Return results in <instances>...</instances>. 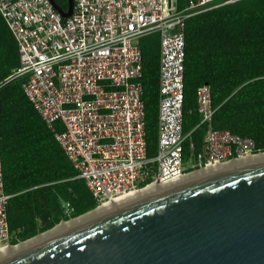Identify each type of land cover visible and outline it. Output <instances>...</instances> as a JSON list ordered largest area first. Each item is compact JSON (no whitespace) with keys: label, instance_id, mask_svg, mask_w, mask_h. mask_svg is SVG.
I'll return each mask as SVG.
<instances>
[{"label":"built area","instance_id":"obj_1","mask_svg":"<svg viewBox=\"0 0 264 264\" xmlns=\"http://www.w3.org/2000/svg\"><path fill=\"white\" fill-rule=\"evenodd\" d=\"M238 0H74L63 16L52 0H0L20 62L0 89L20 79L22 88L99 204L201 169L263 153L254 139L213 125L211 87L197 91L200 149L185 155V21ZM160 37L158 144L148 154L141 38ZM62 128L58 129V124ZM199 123V124H200ZM191 151L195 142L189 143ZM197 167V168H196ZM0 148V252L12 242Z\"/></svg>","mask_w":264,"mask_h":264},{"label":"trees","instance_id":"obj_2","mask_svg":"<svg viewBox=\"0 0 264 264\" xmlns=\"http://www.w3.org/2000/svg\"><path fill=\"white\" fill-rule=\"evenodd\" d=\"M66 10L69 0H54ZM187 0H179L183 6ZM185 155L203 142L206 125L197 91L211 87L213 125L247 136L264 150V0H238L191 15L185 21ZM143 99L149 155L157 152L160 37L141 38ZM17 40L0 12V80L19 65ZM200 123V124H199ZM58 129L62 126L59 123ZM195 142L193 151L189 143ZM0 148L12 242L84 213L99 201L51 129L15 79L0 89ZM190 167L187 170H193ZM197 168V167H196Z\"/></svg>","mask_w":264,"mask_h":264},{"label":"water","instance_id":"obj_3","mask_svg":"<svg viewBox=\"0 0 264 264\" xmlns=\"http://www.w3.org/2000/svg\"><path fill=\"white\" fill-rule=\"evenodd\" d=\"M52 2L72 14L74 0L66 10ZM0 264H264V159L132 199Z\"/></svg>","mask_w":264,"mask_h":264},{"label":"bare ground","instance_id":"obj_4","mask_svg":"<svg viewBox=\"0 0 264 264\" xmlns=\"http://www.w3.org/2000/svg\"><path fill=\"white\" fill-rule=\"evenodd\" d=\"M264 159V152L254 155V156H248V157H243V158H239V159H234L222 164H217V165H210V166H206L204 168L201 169H197L182 175H176L168 180L162 181L160 184L159 183H154V184H149L145 187L139 188V189H135L132 191H129L123 195H120L116 198H114L112 201L110 202H106L101 204L97 209L90 211L82 216H79L77 218H73L70 219L68 221H64L61 224H58L55 228L41 233L29 240H25L23 242H20L14 246H10L8 249H6L5 251L3 250L2 252H0V259L2 257H4L5 255H9L11 253H14L16 251L28 248L46 238H48L49 236H52L64 229H67L69 227H72L78 223H81L83 221L89 220L101 213H103L104 211H107L108 209L115 207L117 205L123 204L125 202H128L132 199L135 198H139L141 196H145L154 192H157L159 190H161L162 188H166L170 185L176 184V183H180V182H184V181H191L193 179H197L198 177L202 176V175H206L210 172L213 171H218L227 167H231L234 166L236 164H241L243 162H248V161H253V160H261Z\"/></svg>","mask_w":264,"mask_h":264}]
</instances>
